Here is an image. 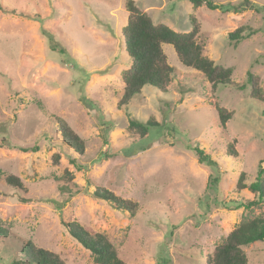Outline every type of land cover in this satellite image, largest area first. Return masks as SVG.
<instances>
[{"label": "rangeland", "instance_id": "rangeland-1", "mask_svg": "<svg viewBox=\"0 0 264 264\" xmlns=\"http://www.w3.org/2000/svg\"><path fill=\"white\" fill-rule=\"evenodd\" d=\"M134 1L177 32H190L195 16L204 54L233 69L236 85L252 72L264 94V0H217V10ZM126 2L0 0V264L19 260L28 241L66 264H95L70 235L74 222L106 234L127 264H206L242 220L241 206L257 199L237 189L241 174L250 185L264 168V101L250 86L213 87L165 44L175 71L167 92L145 86L118 107L131 65ZM241 27L254 32L232 42ZM216 106L232 113L225 128ZM132 119L158 125L142 139L129 132ZM61 120L84 140V154L63 141ZM195 146L216 166L201 165ZM97 188L137 203L135 214L94 198ZM247 215H264V203ZM246 251L248 264H264L263 242Z\"/></svg>", "mask_w": 264, "mask_h": 264}, {"label": "trees", "instance_id": "trees-1", "mask_svg": "<svg viewBox=\"0 0 264 264\" xmlns=\"http://www.w3.org/2000/svg\"><path fill=\"white\" fill-rule=\"evenodd\" d=\"M194 8L203 5L211 10H217L220 6L217 0H190ZM247 2H249L247 0ZM243 7V6H242ZM241 6H234L235 10L242 9ZM254 9V6H251ZM128 13V23L123 29L126 51L131 58L130 68L122 74L124 94L118 102V107H126L133 98L142 93L145 86H151L159 91L167 92L174 76V68L169 64L164 52L163 45H172L179 61L186 67L201 72L208 82L213 86H235L232 81L233 69L216 64L204 54V47L198 42L200 35V24L195 16H191L192 29L188 33L177 32L165 24H156L151 16L134 0H127L125 4ZM230 10H227L229 12ZM258 11V9H257ZM245 28L241 27L229 34L232 42L238 43L241 39L249 37L243 35ZM259 78L252 72L247 74V82L243 85H236L238 91H245L248 86L251 89V96L258 101H264V94L259 85ZM220 124L225 128L232 118V113L226 109L216 106ZM59 124L63 141L76 153L84 154V140L63 120ZM157 122L149 120L142 123L138 120H130L128 130L130 133H137L145 138ZM22 151L28 152L27 148ZM193 151L201 165L216 162L206 154L199 146ZM230 155H236L230 151ZM246 175H240L237 189H248L257 197L256 200L244 204V213L240 223L229 233L206 259V264H248L249 258L246 248L256 242L264 243V215L248 216L247 213L253 208L264 203V168L259 166L258 174L253 183H245ZM7 182L13 186H21L20 180L15 176L7 178ZM94 198L110 203L115 209L129 212L133 216L137 210V203L132 200L123 199L115 193L105 189L97 188L93 193ZM70 235L77 240L87 251L90 252L95 264H127L123 261L114 246L104 233H91L90 229L74 222L67 224ZM7 235L0 229V237ZM13 264H66L56 253L37 247L32 241L24 244L21 250V257Z\"/></svg>", "mask_w": 264, "mask_h": 264}]
</instances>
